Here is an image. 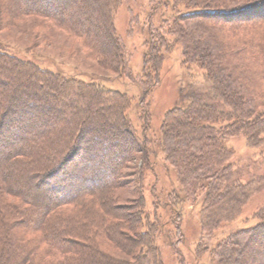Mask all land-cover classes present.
<instances>
[{"label":"trees","instance_id":"obj_1","mask_svg":"<svg viewBox=\"0 0 264 264\" xmlns=\"http://www.w3.org/2000/svg\"><path fill=\"white\" fill-rule=\"evenodd\" d=\"M9 1L7 7L13 10L20 9L19 5H22L23 2V0ZM25 1H28L29 7H26L25 12H41L52 14L53 17H60L59 15H62L65 8L70 5L76 6L77 15L74 16L76 20H73V23L60 19L57 23L84 39L87 37L86 41L91 43L90 49L95 52L100 62H106L119 75L125 74V48L116 34L114 24L113 9L118 4V0H42L44 9L36 7L40 6L41 0ZM245 1L247 2L244 3L250 2L249 0ZM177 2L191 8L192 12L182 15L178 10L168 17L169 21L167 18L162 21H166V27L169 28L168 31H171L170 34L176 33V41L182 45L185 58L193 57L194 61L202 65L211 83V94H215L218 99L209 93L189 95L185 107H175L165 115L160 128L159 145L166 153L167 160L176 169L177 178L182 186H185L187 190L191 189L192 192L196 190L198 197L204 198L208 219L204 221L202 231L208 233L209 242L212 243L216 240V244H212L211 248V263L251 264L246 261L244 248L259 242L258 252H256L258 255L262 254L264 218L261 211L257 217L260 221L255 225L231 227L250 197L248 185L251 182L243 183L233 172L235 156L228 147L227 140L229 137L242 133L250 147H259L264 143V60L261 56L264 54V46L260 37L241 46L226 44L221 40V42L218 40L215 42L211 39L214 50L212 56L209 55L206 52V47L198 46L199 40L188 32L187 27L197 28L201 24L199 19L207 17L204 15L213 11L204 8L207 3L203 0H177ZM93 5L95 9L91 12L90 8ZM103 9L108 14L110 24V28L104 30L99 27L105 16ZM21 11L23 12V10ZM151 15L153 17V13ZM78 18L88 22L86 30L74 29L73 26L77 27L75 21ZM248 20H252V18H248ZM182 21H186V25H182ZM213 24L219 23L214 21ZM245 25L243 27L256 25V23L247 22ZM88 31L94 39H89ZM205 31L202 44L208 45L206 38L209 32L207 33V29ZM157 33L149 30L150 51L146 54L149 59L150 56H153L154 46L156 47ZM225 55H238L247 63H252L254 60L258 63L259 69L253 71L251 65L242 66L231 61H223L222 58ZM149 59L146 58L145 61L147 62ZM0 60L7 62L10 66L7 73L9 79L22 77L23 72H21L22 74L18 73L20 67L29 73L26 80L33 86H37L42 96L46 97L41 100L35 90L29 92L22 99L15 100L10 96L6 111H4L5 116L3 113L0 115V133L3 131L4 136L3 139L2 136L0 137V146L12 139L14 131L21 134L20 140H25L19 144V147L16 148V145H12L6 151L5 159H11L9 165L17 168V173L6 172L9 166L7 168L0 165V209H2L0 210V242H6L5 258H9L12 264H129L128 261L123 262V259L113 261L110 258L102 262L92 252L75 255V243L69 235L70 232H78L83 229L86 220L83 217L61 216L56 210L72 203L79 206L82 201L89 198L88 196L95 193L99 197L102 189L100 187L93 188V186L97 185L100 180L103 181V184L105 183L104 185L112 184V182L111 178L104 177L106 173L97 174L95 168H93L95 171L92 170V163L95 161L104 165L115 156L117 159H121V164L123 161H130L135 151L129 147L128 141L137 145L142 153L139 162L143 163L139 172L143 174V171L151 170L153 167L149 139L137 138V132L127 116L131 104L130 97L118 90L105 89L97 82H88L77 76L46 69L33 61L8 52L1 42ZM148 82L147 78L145 85H142L145 93H148V88H146ZM250 85L253 86V89L250 88ZM256 86H259V89H256ZM7 94L9 96V91L3 88V95L0 93V99H4V95ZM47 98L57 102L62 108H56ZM30 101H40V107L45 105L46 108L39 109L40 113L44 115L42 117L43 127L34 126V133L27 135L24 127H21L18 121L24 115V109H21L20 105L27 108ZM83 102H89V104L82 108L79 104ZM225 106L229 110L226 111ZM92 108H94L95 120H82L79 124L80 128L78 127V133L71 142V131L73 132L76 127L80 113L90 111ZM112 119L115 120V123L110 122ZM110 126L111 132L105 136L104 131ZM100 127L103 128L100 136L97 138L92 136V128ZM173 136H176V140L173 139ZM98 140L103 141V144L98 146L100 156L92 153ZM112 141L119 145L114 146L110 143ZM30 142H33L32 145H29ZM51 160L52 162L48 166H43ZM85 165L87 166L85 167ZM69 166L73 167V170L67 172L66 169ZM88 172H92V175H87ZM38 178H40L39 185L46 184L47 189L54 190L53 192L57 196L56 203L43 202L40 200L42 196L33 192L31 186ZM263 182L264 176H259L256 190H262ZM85 188L91 189L82 191ZM20 189L24 191L18 193ZM7 194L19 197L23 203H12L6 200ZM164 204L169 210V212L166 211L168 214L154 219L153 224L149 221L143 205L139 204L137 212L141 229L135 233L136 240L126 236L127 239L116 243L122 250V246H125L126 249L127 246L135 248L137 264H167L163 259L160 237L166 246L173 248L180 261H186L180 247V244L185 246V232L180 224L182 217L178 216V209H175V205L160 202V205ZM101 208L109 210L105 207V202L93 209L99 211ZM3 209H9L16 213L17 218H13L12 222H6ZM21 219L24 222H20ZM99 220H101V229L105 236L115 239L114 235L120 234L111 216L106 215L103 220L102 217ZM4 224H6L5 232L3 231L5 236L2 235L1 230V226ZM17 224H21L32 233H42V235L31 242L20 240L17 232L9 231L8 233L7 230L9 226L15 228ZM230 227L231 229H229ZM221 233L225 236L217 239ZM195 253L201 259L203 248L198 246ZM260 262L263 263L261 259ZM0 264H2L1 258Z\"/></svg>","mask_w":264,"mask_h":264},{"label":"rangeland","instance_id":"obj_2","mask_svg":"<svg viewBox=\"0 0 264 264\" xmlns=\"http://www.w3.org/2000/svg\"><path fill=\"white\" fill-rule=\"evenodd\" d=\"M118 1V4L113 9L114 24L116 34L125 48L126 71L124 75H119L106 62H100L95 52L90 49L89 45L91 43L86 41L87 37L84 39L82 36L74 34L72 30L64 28L57 23L59 19L73 23V20H76L74 16L77 15L76 6L70 5L65 8L62 15H59L60 17H53L52 14H43L41 12H25L26 7L29 8L28 1L25 0H23L22 5H19L20 9L14 10L7 7L10 3L9 0H0V42L4 44L8 52L33 61L46 69L77 76L88 82L94 81L101 84L105 89L118 90L128 94L131 104L127 116L137 132V138L141 140L148 138L150 141L151 157L154 163L151 170L143 171V174L139 172L143 163L139 162L142 153L137 145L128 141L129 147L135 151L130 161H123L121 164V159H117V156H115L114 159L110 158L104 165L95 161L92 163V170L95 168L97 174L106 173L104 177L111 178L112 182V184L104 185L105 183L103 184V181L100 180L97 185L93 186V188L100 187L102 189L99 197L95 193L93 194L94 197L93 195L88 196L89 198L82 201L79 206L72 203L60 207L56 211L61 216L83 217L86 220L82 227L83 229L78 232H70L69 235L75 243V255L92 252L102 262L110 258L113 261H121L123 259V262L128 261L129 264H137L135 248L127 246V250L125 246H122V250L116 243L127 239L126 236L136 240L137 236L135 233L138 229H141L137 212L139 204L143 205L142 207L145 209L149 221L153 224L155 222L154 219H159L163 215L168 214L166 213V211L169 212L167 206L165 204V206L160 205V202H168L170 205H175V209H178V216L182 217L181 220H178H180L185 232V246L180 244V247L186 261H180L175 255L173 248L166 246V243L160 237L164 261L167 264H212L210 261L212 256L211 248L212 244H216V240L212 243L209 242L208 233H203L202 231V225L208 219L204 198L198 197L196 190L192 192L191 189L187 190L185 186H182L177 178L176 169L167 160V155L162 146L160 147L158 140L161 124L170 110L178 106L185 107L188 96L192 93L211 94L212 92L211 83L202 65L194 61L193 57L185 58L182 45H179L176 41V33L170 34L169 32L171 31H168L169 28L166 27V21H162L166 20V18L169 21L168 17L178 12V10L182 15H185L192 12V9L178 3L177 0ZM203 1L207 3L204 8L213 12L205 14L204 16H207L205 18L199 19L201 24L197 28L193 26L187 28L188 32L199 40L198 46L207 48L206 52L209 55L212 56V51L214 50L211 39L215 40V42L218 40L226 44L241 46L252 39L257 40L260 37L264 46V0H249V3H244L247 2L245 0ZM41 3L40 6L36 7L44 9L42 0ZM90 9L92 12L95 9L94 5ZM103 11H105V16L99 24L102 30L110 28L108 14L105 9ZM248 18H252V20H248ZM214 21L220 25H214ZM185 22L182 21V25H186ZM247 22H253L256 25L243 27L246 26ZM75 23L77 24V27L73 26L75 30H86V26L88 27V22L80 18ZM150 29L158 33L155 41L156 47L154 46L152 51L153 56H150L149 59L146 54L150 51V43L148 41ZM206 29L207 33L209 32L206 38L208 39V45H203L202 39H204L203 34L206 33ZM88 36L89 39L93 38L90 32ZM261 56L264 60V54H261ZM145 57L149 61L146 62ZM222 59L223 61H231L242 66L251 65L253 71L259 69L257 62L253 60L252 63H247L246 60H243L238 55H225ZM9 67L7 62L0 60V93L3 95V88L9 91V96L7 94L4 95V99H0V115L3 113V116H5L4 111H6L7 101L10 96L11 99H22L29 92L35 90L41 100L46 98L42 96L37 86H33L26 80L29 74L28 71L19 67L18 73L22 74L21 72H23L22 77L9 79L7 77ZM147 78L149 80L146 84L148 93H145L142 85H145ZM259 86H256V89H259ZM250 88L253 89V86L250 85ZM213 97L218 99L215 94ZM47 99L56 108H62L57 102ZM88 104L89 102H83L79 105L83 108ZM41 107L43 109L46 108L45 105H41ZM41 107L40 101H30V105L27 108L24 105H20V108L24 109V115H22V118L19 117L21 120L18 123L21 127H24L27 135L34 133V126L43 127L44 121H42V117L44 115L39 110ZM224 109L226 111L229 110L226 106ZM93 110L94 108L80 113L79 121H77L73 132L71 131V142L78 133V127L80 128L79 124L82 120H95L96 116L93 114ZM45 114L46 116L48 115L47 111ZM67 116L69 117L68 114ZM110 122L115 123V120L112 119ZM84 125H81V127H84ZM100 128H92V136L96 138L100 136L103 131V128ZM2 132L0 137L2 136L1 138L3 139ZM15 132L11 137L13 140L10 139L5 145L0 146V165L7 168L9 166L6 172L12 171L13 174L17 173L18 170L9 165L11 164L10 158L5 159L6 151L12 145H16L15 147L17 148L20 143L25 142L23 139L20 140L21 134ZM109 132H111V126L104 131L105 136ZM173 139L176 140V136H173ZM32 143L30 142L29 145H32ZM100 144L102 145L103 141L98 140V143H95L96 147L92 149L93 154L100 156L98 149ZM227 145L235 156L233 172L243 183L249 184L251 182L252 184L248 185L250 197L241 208L239 217L231 227H249L260 221L257 219L259 212L262 211L264 218V182L262 183V190H256L259 176H264V143L259 147H250L246 137L240 133L234 137H229ZM180 146L182 145L180 144ZM51 162L52 160L43 166H48ZM67 168V172L73 170V167L69 166ZM87 175H92V172H88ZM40 178L32 184L31 189L42 196L40 200L43 202L56 203V193L53 192L54 190L50 191L47 189L46 184L39 185ZM91 188H85L82 191ZM18 191V193H21L24 190L20 189ZM5 197L6 200L12 203H23L17 196L7 194ZM103 202H105V207L109 210L106 211L105 208H101L99 211H94L93 208L103 204ZM3 214L6 222H12L13 218H17L16 213L9 211V209H3ZM106 215L111 216L113 223L117 225V231L120 234L114 235L115 239L105 236L101 229V220L99 219L102 217L103 220ZM20 222H24V220L21 219ZM5 229L6 224L1 226L3 236H5ZM7 230L8 233L9 231L17 232L20 240H26V242L37 240L42 235V233L28 231L21 224H17L15 228H10L9 226ZM221 236L225 235L221 233L217 239L221 238ZM242 242L244 243L245 240ZM5 243V241L0 242L1 262L2 264H12L9 258H5ZM258 243L250 245L248 248H244L246 246L243 247L246 261L251 264H264V246L262 254L258 255ZM198 246L203 248V257L201 259L195 253V249ZM260 259L263 263L260 262Z\"/></svg>","mask_w":264,"mask_h":264},{"label":"bare ground","instance_id":"obj_3","mask_svg":"<svg viewBox=\"0 0 264 264\" xmlns=\"http://www.w3.org/2000/svg\"><path fill=\"white\" fill-rule=\"evenodd\" d=\"M111 144H113L114 146H116V145H119L118 143H115V142H110ZM87 165H85V167H86Z\"/></svg>","mask_w":264,"mask_h":264}]
</instances>
